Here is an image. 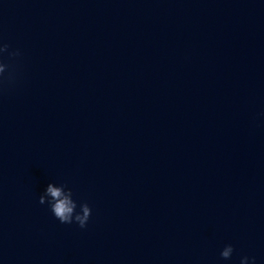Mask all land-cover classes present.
Here are the masks:
<instances>
[{
    "label": "clouds",
    "instance_id": "9594fccd",
    "mask_svg": "<svg viewBox=\"0 0 264 264\" xmlns=\"http://www.w3.org/2000/svg\"><path fill=\"white\" fill-rule=\"evenodd\" d=\"M21 56V52L10 50V46L0 38V94L13 86L17 80L15 65L11 62ZM8 60L9 62H5ZM73 191L66 184L56 185L49 183L44 192L39 196L41 205L47 203L54 217L62 224L76 223L80 228L87 227L92 214L88 203H80L73 198ZM79 208V211L77 209ZM234 248L231 244L225 245L220 252L223 260L232 257ZM240 264H256L255 257L244 256Z\"/></svg>",
    "mask_w": 264,
    "mask_h": 264
}]
</instances>
